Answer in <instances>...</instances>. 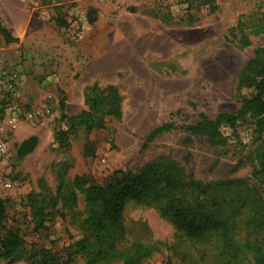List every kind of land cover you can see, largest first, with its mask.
I'll use <instances>...</instances> for the list:
<instances>
[{
	"label": "rangeland",
	"instance_id": "obj_1",
	"mask_svg": "<svg viewBox=\"0 0 264 264\" xmlns=\"http://www.w3.org/2000/svg\"><path fill=\"white\" fill-rule=\"evenodd\" d=\"M262 18L264 0H0V20L19 39L8 44L0 33L1 86L10 71H19V101L36 112L9 134L0 155V178L12 182L9 189L0 185L5 228L23 239L11 256L2 255L0 245V264H34L44 250L58 264H124L123 252L134 241L157 247L141 264H255L254 247L264 252V176L257 174L264 135L252 120L224 126L220 144L176 128L143 145L163 123L182 126L200 113L240 111L253 90L239 78L264 45ZM62 19L67 25L58 24ZM240 20L251 39L245 47L233 36ZM94 84L119 89L121 117H108L103 128H71L60 101L68 115L87 109L85 94ZM61 129L67 145L57 137ZM31 136L36 147L21 155ZM168 156L213 187L208 211L219 210L224 226L191 238L158 205L130 200L109 257L96 258L109 245L98 243L84 223L85 188ZM78 176L88 182L81 189L73 187ZM238 180L246 184L218 185ZM181 195L192 198L189 191Z\"/></svg>",
	"mask_w": 264,
	"mask_h": 264
},
{
	"label": "trees",
	"instance_id": "obj_2",
	"mask_svg": "<svg viewBox=\"0 0 264 264\" xmlns=\"http://www.w3.org/2000/svg\"><path fill=\"white\" fill-rule=\"evenodd\" d=\"M211 11L216 9L213 2L210 4ZM264 18L260 20L261 25ZM58 24L67 25L65 19L58 20ZM239 30L238 37L240 46L251 44L249 35L243 28V21L240 20L234 30ZM0 33L3 40L10 44L18 42L11 31L5 27L0 20ZM239 85L252 89L250 97L245 98L238 113H219L215 117L200 113L198 119L190 124L176 126L174 123L166 122L155 129H151L145 139L143 148L157 137V135L170 132L176 128H183L190 135L206 136L212 144H220L224 141L222 128L229 126L236 128L241 119L249 117L252 120L254 130L264 135V45L255 48L254 55L243 67ZM86 104L87 109L68 115L66 113V101H60L62 118H66L71 128L85 127L87 130L103 128L108 117H121L123 96L115 85H107L99 88L97 84L87 87ZM68 133L61 129L57 137L61 145L68 144ZM191 139V137H190ZM36 136L26 139L20 146V154L25 155L31 152L37 145ZM259 170L257 174L264 176V152L258 156ZM113 182L107 185L89 184L85 188L87 212L84 223L91 231L98 243H108V249H100L95 253L98 259H107L109 250L114 246L115 235L121 228L123 210L127 201H135L143 204H156L162 215L168 217L176 228L183 235L199 239L205 233L220 229L224 226L220 217V211H208V193L211 185H204L188 176L183 167L171 157H166L158 161L145 164L137 171H120ZM85 177L75 178L73 187L78 189L87 185ZM246 182H219V186L227 185L234 188L242 187ZM191 192L192 198L188 199L181 194ZM74 197V192L71 191ZM75 198V197H74ZM7 217L6 201L0 197V245L2 255L11 256L23 246V239L19 233L12 228H5ZM262 218V217H261ZM5 229V235L1 231ZM157 250L155 245H147L140 241H134L122 255L124 264H141L150 258ZM255 264H264V252L259 246L254 247ZM34 264H58V259L54 253L44 250L42 257L35 260ZM166 264H171L168 260Z\"/></svg>",
	"mask_w": 264,
	"mask_h": 264
},
{
	"label": "built area",
	"instance_id": "obj_3",
	"mask_svg": "<svg viewBox=\"0 0 264 264\" xmlns=\"http://www.w3.org/2000/svg\"><path fill=\"white\" fill-rule=\"evenodd\" d=\"M108 2L114 0H105ZM10 79L7 85L1 86L0 81V155L7 151L8 137L14 132L20 122L24 120H33L36 116L34 110L25 107L18 96L19 71H10ZM2 188L9 189L12 182L8 179L0 178Z\"/></svg>",
	"mask_w": 264,
	"mask_h": 264
},
{
	"label": "crops",
	"instance_id": "obj_4",
	"mask_svg": "<svg viewBox=\"0 0 264 264\" xmlns=\"http://www.w3.org/2000/svg\"><path fill=\"white\" fill-rule=\"evenodd\" d=\"M73 115V114H72Z\"/></svg>",
	"mask_w": 264,
	"mask_h": 264
}]
</instances>
